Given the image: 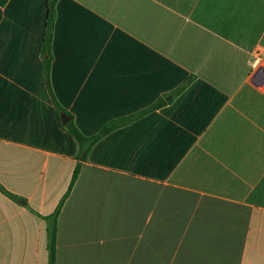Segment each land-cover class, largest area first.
I'll return each instance as SVG.
<instances>
[{
  "label": "crops",
  "instance_id": "1",
  "mask_svg": "<svg viewBox=\"0 0 264 264\" xmlns=\"http://www.w3.org/2000/svg\"><path fill=\"white\" fill-rule=\"evenodd\" d=\"M46 17L0 5V264H48L76 164L55 264H264V0H56L49 83L83 134L165 100L85 158L46 87Z\"/></svg>",
  "mask_w": 264,
  "mask_h": 264
},
{
  "label": "trees",
  "instance_id": "2",
  "mask_svg": "<svg viewBox=\"0 0 264 264\" xmlns=\"http://www.w3.org/2000/svg\"><path fill=\"white\" fill-rule=\"evenodd\" d=\"M8 0H0V5H4ZM55 1L56 0H47V17L45 22V30H44V36H43V53L48 55L46 58H44L43 61V73H44V79L46 83V87L48 90V93L50 95L51 101L58 113L64 112L60 104L57 102V100L54 97V94L52 92L50 83H49V68L51 63V39H52V29H53V22L55 17ZM191 81V78H188L184 83L179 85L173 92V95H176L177 93L181 92L186 85ZM165 100L162 98H159L146 108L139 110L137 112H134L130 115L113 119L106 124L102 126V128L93 135H85L83 134L78 127L74 124L72 120L68 121L66 124H61V127L67 131L77 142L80 152L83 154V157L87 155L88 151L92 148V146L99 141L102 137L113 131L114 129L124 126L142 116L145 114L161 107L164 105ZM79 164H76L71 178L68 185L67 190L59 200L55 210L48 216H45L48 220L51 221V226L48 228V264H55V230H56V217L59 213L60 207L63 204V201L69 194L73 184L75 183V180L77 179L78 173H79ZM10 196L15 197L13 194L7 192Z\"/></svg>",
  "mask_w": 264,
  "mask_h": 264
},
{
  "label": "water",
  "instance_id": "3",
  "mask_svg": "<svg viewBox=\"0 0 264 264\" xmlns=\"http://www.w3.org/2000/svg\"><path fill=\"white\" fill-rule=\"evenodd\" d=\"M251 80L255 83L258 87L264 86V64L258 66L256 71L254 72ZM70 117L67 116L64 112L60 113V121L62 124H66L69 121Z\"/></svg>",
  "mask_w": 264,
  "mask_h": 264
},
{
  "label": "built area",
  "instance_id": "4",
  "mask_svg": "<svg viewBox=\"0 0 264 264\" xmlns=\"http://www.w3.org/2000/svg\"><path fill=\"white\" fill-rule=\"evenodd\" d=\"M263 54L264 51L261 49L254 50L250 57V65L252 67H258L261 64Z\"/></svg>",
  "mask_w": 264,
  "mask_h": 264
}]
</instances>
